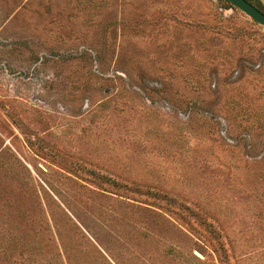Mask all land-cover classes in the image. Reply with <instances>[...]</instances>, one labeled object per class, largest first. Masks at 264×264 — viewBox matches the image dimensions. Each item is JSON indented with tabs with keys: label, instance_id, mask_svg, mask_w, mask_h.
Listing matches in <instances>:
<instances>
[{
	"label": "rangeland",
	"instance_id": "1",
	"mask_svg": "<svg viewBox=\"0 0 264 264\" xmlns=\"http://www.w3.org/2000/svg\"><path fill=\"white\" fill-rule=\"evenodd\" d=\"M58 252L264 264V25L227 0H0V264Z\"/></svg>",
	"mask_w": 264,
	"mask_h": 264
},
{
	"label": "water",
	"instance_id": "2",
	"mask_svg": "<svg viewBox=\"0 0 264 264\" xmlns=\"http://www.w3.org/2000/svg\"><path fill=\"white\" fill-rule=\"evenodd\" d=\"M233 6L242 10L245 14L251 17L254 21L264 25V12L249 0H227ZM264 3V0H261Z\"/></svg>",
	"mask_w": 264,
	"mask_h": 264
},
{
	"label": "trees",
	"instance_id": "3",
	"mask_svg": "<svg viewBox=\"0 0 264 264\" xmlns=\"http://www.w3.org/2000/svg\"><path fill=\"white\" fill-rule=\"evenodd\" d=\"M231 6V5H230ZM259 8H261V10H262V8H264V4H262L261 2H260V7ZM264 12V11H263ZM60 256L61 257H63V260L61 261L60 260ZM57 259H59L60 261L57 263V264H69V262H68V260H67V257L65 256H63L60 252H58L57 253ZM62 259V258H61ZM54 264H56V263H54ZM70 264H71V262H70Z\"/></svg>",
	"mask_w": 264,
	"mask_h": 264
},
{
	"label": "flooded vegetation",
	"instance_id": "4",
	"mask_svg": "<svg viewBox=\"0 0 264 264\" xmlns=\"http://www.w3.org/2000/svg\"><path fill=\"white\" fill-rule=\"evenodd\" d=\"M262 2V1H261ZM263 3V2H262ZM264 4V3H263ZM259 8V7H258ZM260 9V8H259Z\"/></svg>",
	"mask_w": 264,
	"mask_h": 264
}]
</instances>
